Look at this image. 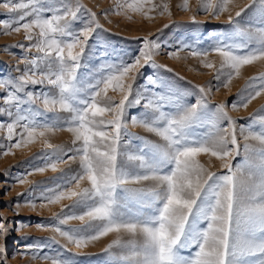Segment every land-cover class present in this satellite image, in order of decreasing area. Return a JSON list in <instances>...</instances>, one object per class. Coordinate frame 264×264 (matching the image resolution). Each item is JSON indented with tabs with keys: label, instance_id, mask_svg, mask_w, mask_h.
I'll use <instances>...</instances> for the list:
<instances>
[{
	"label": "snow or ice",
	"instance_id": "1",
	"mask_svg": "<svg viewBox=\"0 0 264 264\" xmlns=\"http://www.w3.org/2000/svg\"><path fill=\"white\" fill-rule=\"evenodd\" d=\"M199 2L198 11L219 17L228 11L231 0ZM254 5L264 25V0H249L235 17ZM0 7L8 14L19 13L11 21H3L4 27L15 32L23 28L27 33L25 39L34 41L29 50L34 48L38 53L31 59L24 58L25 68L16 69L20 75L0 78V116L8 118L0 121V128L6 123L8 139H15L11 147H27L40 140L43 166L34 167L33 172L50 169L61 174L52 178L54 187L44 189L40 199L45 203L41 206L69 200L71 204L62 205L59 215H64L65 209H85L80 215H67L63 219L54 213L60 225L78 219L81 227L63 230L55 226L53 231L77 248L110 232L143 238L140 243L132 239L109 244L108 249L114 245L124 249L113 264H264V117L259 122L255 114L251 118L245 139L251 138L257 145L245 144V163L233 166L240 155V145L235 130L237 122L228 116L225 104L209 105L205 88L201 86H197L200 98L190 105L180 98L172 99L170 94L158 93L161 85L152 78L142 88L138 87L143 69L159 67L153 59L159 47L154 40L145 37L140 53L132 62L103 63L96 73L85 75L81 69L85 66L89 42L100 27L95 13L89 11L90 20L83 27L74 28V22L79 19L77 12L84 6L77 5L74 11L68 0L60 3L6 0ZM124 7L117 4L119 9ZM184 7L187 10V0ZM127 8L143 11L141 3H128ZM163 10H168L166 5ZM228 23H236L232 15L228 16ZM13 24L18 26L13 28ZM34 29L39 30L35 40ZM253 42L255 47H249ZM210 51L221 58L216 79L227 69L230 81L233 73L239 74L242 65L264 60V26L247 34L239 44L219 41L192 54L206 59ZM99 55L105 61L108 59L103 52ZM201 63L214 68L212 63ZM254 81L261 82L258 90L233 103L234 108L247 107L248 102L264 92V73L253 77L249 84ZM29 85H48L55 92L34 93ZM110 90L120 93L118 102L109 95ZM149 94L155 96V102L145 100ZM37 101L43 110L36 106ZM142 101L151 111L143 118L131 116V122L156 133L165 143L142 141L133 150L131 141L125 139L132 137L127 131L128 110L140 106ZM166 105L171 106L170 110H164ZM58 111L69 114L64 124L73 134L72 143L80 161V171L71 178L58 167L65 162L64 149L48 141V135L58 130L60 124L56 120L50 122L47 114ZM223 121H227V127H221ZM249 151L255 157L251 162ZM201 154L221 161L227 173L218 174L205 168L198 159ZM84 181L87 186H82ZM146 181H154L155 187L148 191L129 187ZM18 182L32 183L27 176L20 177ZM73 183L75 186L70 187ZM26 203L35 207V200ZM133 205L137 209L135 213L126 211ZM10 232L7 219L0 217V264L6 259L2 254L6 252ZM185 251L188 254H183ZM52 264H70V261L52 258Z\"/></svg>",
	"mask_w": 264,
	"mask_h": 264
},
{
	"label": "rangeland",
	"instance_id": "2",
	"mask_svg": "<svg viewBox=\"0 0 264 264\" xmlns=\"http://www.w3.org/2000/svg\"><path fill=\"white\" fill-rule=\"evenodd\" d=\"M6 0H0L3 4ZM21 2V0H14ZM60 3L61 0H56ZM124 4L123 9L117 8V4ZM128 3H141L143 11H132L127 8ZM185 0H68L69 6L75 11L77 5H83L77 15L78 21L74 22V28L83 27L84 22L89 21L88 12L96 14V20L100 27L97 28L89 42V50L85 57L84 67L81 72L91 75L98 71L103 63L119 62L121 60L132 62L140 53L143 47V39L148 37L154 40L159 47L155 50L153 59L159 67H146L143 75L138 81V87L148 83L152 78L161 85L157 92L170 94L172 99L180 98L183 103L194 104L200 98L197 86L205 88L209 105L225 104V111L228 116L235 120L236 136L240 145V155L233 161L236 164L245 163L244 145L256 146L257 141L249 138V125L254 118L257 122L264 117V92L248 102L247 107H233V103H239L249 94L258 90L260 81L249 84L253 77L264 73V60H256L251 64L242 65L239 74L233 73L228 81L227 69L220 79H216V69L221 63L220 56L215 52H208L207 58L203 55H193V51L209 49L219 41L231 42L234 45L245 40V36L254 33L257 28L262 27L260 13L257 6L246 8L240 17L235 13L249 4V0H231L228 11L223 12L219 17H213L205 11H198L199 0H187V10L184 7ZM153 5L160 7L153 8ZM167 6V11L163 6ZM19 13L8 14L3 7H0V78L6 76H18L21 73L16 69H24V58L29 59L38 55L36 49L29 50L28 46L34 41L25 39L27 33L21 28L15 32L11 28H5L3 21L12 20ZM232 15L236 23L229 24L228 16ZM195 17V22H193ZM28 19H31L29 17ZM27 22V21H24ZM23 23V22H22ZM18 25L13 24L12 27ZM38 29L33 30L34 40L38 38ZM243 33L244 35H241ZM25 47L21 48L19 45ZM255 47V43L249 45ZM241 51H245L241 49ZM105 53L108 59L103 60L99 53ZM171 53V55H170ZM201 61L212 63L214 68H206ZM224 83L228 86L224 87ZM29 90L36 92L52 91L48 85H29ZM118 102L120 93L109 91ZM155 96L149 94L145 100H153ZM37 107L42 109V104L37 101ZM170 105L165 106V111L170 110ZM151 111L144 107L142 101L140 106H133L128 110L127 131L132 137H126L131 141L133 150L142 141L152 144H164L165 141L154 132L148 131L141 124H133L131 116L143 118L146 112ZM50 122L56 120L60 124L58 130L48 135V141L64 149L63 157L58 167L63 170L66 177L71 178L80 171L79 157L75 153L73 145V134L66 130L64 122L69 114L66 112L48 113ZM58 118V120H57ZM110 118V117H108ZM6 116H0V121H7ZM227 121L221 122V127H227ZM243 127V131H241ZM198 131H202L199 130ZM139 139H136V138ZM15 139H8L6 123L0 128V217L7 219L11 232L7 238L6 252L2 254L4 264H52V258L69 259L70 264H113L124 249L120 245H114L108 249V245L115 240L126 243L134 239L137 243L142 242V237H131L127 233L110 232L98 240L89 241L86 245L77 248L74 243H69L66 237L53 231V227L59 226L63 230L81 227V221L71 219L65 225L59 224V219L53 214H61L62 205H69L71 201L63 200L58 204H47L41 206L44 201L40 199L44 189L55 186L54 177L60 173H53L46 169L44 173L33 172L36 166H43V157L39 155L42 151L40 140L29 144L27 147H11ZM10 150V151H9ZM43 151H49L43 149ZM8 152V154H5ZM75 156V159L69 157ZM249 162L255 157L249 151ZM200 163L210 171L218 174H226L227 169L222 167L221 161L207 154L198 157ZM32 172L31 175H28ZM27 176L32 183L21 184L18 179ZM37 182H42L38 183ZM59 182V181H57ZM34 185H36L34 187ZM74 187V183L69 185ZM87 186V182H82ZM132 188H143L145 191L155 187L154 181L142 182L140 185H130ZM23 193L24 195H20ZM35 200V207L26 201ZM85 209L74 207L64 210V215H80ZM136 206H130L126 211L136 212ZM17 222H22L18 225ZM44 225V227H40ZM26 237L27 239H22ZM31 247H28V246ZM108 249V251H105ZM183 254H188L185 251ZM48 257L49 259H45Z\"/></svg>",
	"mask_w": 264,
	"mask_h": 264
}]
</instances>
